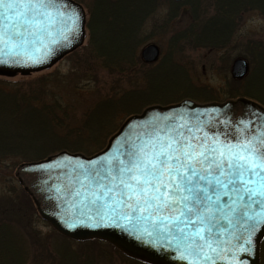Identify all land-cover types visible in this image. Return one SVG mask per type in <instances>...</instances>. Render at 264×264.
Here are the masks:
<instances>
[{"label": "snow or ice", "instance_id": "obj_1", "mask_svg": "<svg viewBox=\"0 0 264 264\" xmlns=\"http://www.w3.org/2000/svg\"><path fill=\"white\" fill-rule=\"evenodd\" d=\"M79 20L68 0H0V63L45 62ZM136 129L115 151L57 165L69 169L63 195L78 211L67 227L132 226L186 264H238L264 224V118L181 110Z\"/></svg>", "mask_w": 264, "mask_h": 264}, {"label": "trees", "instance_id": "obj_2", "mask_svg": "<svg viewBox=\"0 0 264 264\" xmlns=\"http://www.w3.org/2000/svg\"><path fill=\"white\" fill-rule=\"evenodd\" d=\"M77 1L87 4L86 0ZM159 1L90 0L87 20L89 37L85 49L88 53H84V67H81L86 78L90 76L95 83L109 88H117L119 84L136 86L138 80L144 86L135 93L125 94L114 103L99 101L83 114L84 118L79 120L77 127L66 123L71 120L67 107H64L56 92L45 86L50 82L49 73L16 81L0 78V195L4 199L0 201V211L7 217L0 219V264H27L29 261L31 250L28 236L31 234L26 232L28 226L24 228L27 220L23 217L24 206L31 208L32 214L42 220L29 195L23 188L24 194H19L21 191L12 182L11 176L3 175L4 169L6 174L11 175V167L43 159L60 150L88 155L102 150L105 137L114 131L108 125L119 114L114 111L117 105L125 106V110L134 115L145 106L170 104L181 97L205 102L219 101L215 91L196 89L189 84L186 70L171 66L172 63L169 66L168 57L155 66L145 63L137 55V48L147 38L144 35L147 22L151 21L150 17L161 6H158ZM165 3L168 13L160 27L167 28L174 17L181 16L182 5H188L191 13L189 17H192L186 28L171 35V56L178 53L172 52L175 45L192 42L189 39L195 30H201L196 46L217 50L228 45L244 13L255 11L264 18V0H185L181 3L166 0ZM247 48L251 50L250 61L254 66L252 81L234 80L222 93L227 99L251 98L264 104L256 92H251L256 83L264 92V39H250ZM165 65L171 69L163 72ZM37 238L38 242L42 241L39 236ZM51 238L54 242L58 238L69 240L55 230ZM108 247L100 251L104 262L108 264H145L111 245ZM95 248L89 252L95 251ZM89 252H86L87 255ZM56 253L61 264L69 263L71 252ZM78 258L80 264H93L94 261L83 260L80 255ZM261 263L264 264V240L261 245Z\"/></svg>", "mask_w": 264, "mask_h": 264}, {"label": "rangeland", "instance_id": "obj_3", "mask_svg": "<svg viewBox=\"0 0 264 264\" xmlns=\"http://www.w3.org/2000/svg\"><path fill=\"white\" fill-rule=\"evenodd\" d=\"M77 2L80 3L79 1ZM86 2L87 4H83V3L80 4L83 6L86 12V25H87L88 8H89L90 0H86ZM165 2L166 0L159 1L158 6L160 5L161 6L158 7L156 13L150 17L151 21L147 22L144 33V35L147 38L137 48V55L141 58L140 56L141 49L149 43H154L158 45L161 52H160L159 60L155 63H152V65L157 66L162 61H164L166 57H168L167 59L168 60L170 59L168 64L169 66L172 63L173 65L171 66H176V67L180 66L186 70L187 72L186 75L188 79L187 82L189 84L193 85L196 89H206V91L216 92L217 99L219 101H210V102L221 103L227 100H235V99L225 98V95L223 93L226 89H228V85H231L234 80L241 82H245L246 80H248L249 82L252 81L254 66L252 67L253 64L250 61V59H252V55H251V50L249 51V49L247 48V43L250 39H262V38L264 39L263 16H261L258 12L255 11L244 13L240 21L237 23L233 37L230 39L228 45L224 48L217 50L209 47L196 46V44L199 42L198 38L200 37L201 30L199 29L195 30L193 36L189 39L193 42V38L195 39L196 37L194 44H192V42H189L191 44L187 42H183L180 43L179 45L178 44L175 45V48L172 50V52L175 53V51H178V53L171 56L169 55L171 51V46L169 45V40L171 35L186 28L188 24H190L189 21H192V17H189L191 13L188 9V5H182L180 9L181 16L174 17L168 24L167 28L160 27V25L164 24V20L166 19V15L168 13V6ZM208 14L211 15L212 12H209ZM203 19L204 18H202V20ZM204 21L207 22L205 19ZM86 31L87 34L84 44L75 51H73L72 53L65 56L50 69L30 76L17 75L13 78H6V77H0V78L16 81L22 78L29 79L33 76L49 73L50 82L45 86H49V88H51L54 92L58 94L64 107H67L68 114L71 115L70 116L71 120L69 121L67 120L66 123H69L70 126H75V127H77V125L79 124L78 123L79 120L81 121V119L84 118L83 114L85 112H88L90 109H92L99 101L104 100L103 101L104 103H108V102L114 103L118 101L121 97L125 96V94L135 93L137 89H142L144 85L141 80H138L135 83L136 86L119 84L117 88L116 86L109 88L107 85L102 87L101 84L95 83L92 78H89L90 76L88 77V79L86 78L87 75L83 73L84 70L83 68H81L84 67L83 55L84 53H88L85 50L88 44V37H89L88 29H86ZM239 57L244 58L249 62V71L244 78L234 79L231 74V68L234 60ZM170 69L171 68L165 65L162 71L165 72ZM139 75L141 74H138V76ZM251 92H256L255 94H257L258 97H260L264 101V92L259 88L258 83H256V87H254L251 90ZM185 99H190L196 103H209L201 100L198 101V99L195 98L181 97L180 100L177 99L176 101L170 104H165V105L157 104V105L166 107L171 104L179 103L180 101H183ZM251 100L255 101L256 103L264 107L263 103H260L259 101H256L254 99ZM146 107L149 106H145L143 109H141V111L144 110ZM125 109H126L125 106L117 105L116 110H114L116 113L119 114L118 116H116L115 120L110 125H108V128L112 127L114 131L110 136L105 137V141H104L105 144L103 145L104 146L103 149L109 142L110 138L120 129L122 124L128 118L131 117V113H128ZM105 125L106 124H104V130L106 129ZM101 134L102 133H100V136ZM62 151H67V150H60L58 152L51 153L50 155ZM77 153H83V152H77ZM88 156H90V154ZM21 164L15 165L14 168L11 167L9 169L11 175L6 174L5 169L2 172L3 175H5V177L11 176L12 182L18 187L19 191H21V193L19 194H24V192H22L23 186L19 183V180L16 177V171ZM23 190L25 191L24 188ZM29 197L31 198L30 195ZM3 200H4L3 196L0 195V201ZM31 200L35 206V203L32 198ZM24 209L25 210L22 211L23 217L25 220L27 219L25 221L26 224L24 223L25 226L24 228L28 226L29 229L26 232L28 234H31L30 236H28L31 253L27 264H61L59 257H57L56 255L57 254L56 251L57 252L59 251V253L61 254L71 252L70 256L68 257L69 260L68 264H80V260L78 258L79 255L83 260L85 259H89L91 261L94 260L93 264H108L107 262H104V257L102 256V254H100V251L103 248L108 249L109 248L108 245H110L109 243L99 240H98L99 242L97 243L96 242L94 243L91 240L85 242H77L73 240H63L61 238L56 239L54 242V240L51 238L54 235V229L52 228V226L44 220L40 221V219H37V217L34 216V214H32L31 208L29 209L27 205L24 206ZM35 209L37 211L36 206ZM6 218H7L6 215L0 211V219H6ZM37 236H39L42 241L38 242ZM93 248H95L94 249L95 251L89 252ZM72 252L75 253L77 256H74ZM86 252H89V254L87 255Z\"/></svg>", "mask_w": 264, "mask_h": 264}, {"label": "water", "instance_id": "obj_4", "mask_svg": "<svg viewBox=\"0 0 264 264\" xmlns=\"http://www.w3.org/2000/svg\"><path fill=\"white\" fill-rule=\"evenodd\" d=\"M182 2L184 0H172ZM68 6L75 10L80 20L78 29L73 36L70 45L61 42L60 45L52 47V53L45 58V62L38 64H9L0 63V76L13 78L17 75L29 76L50 69L68 54L81 47L86 40V12L83 6L75 0H68ZM140 56L146 63H154L160 56V49L154 43L147 44L141 49ZM249 71V63L244 58L234 60L231 74L234 79L244 78ZM181 110H216L229 119L238 120L255 113L264 118V107L248 98L228 100L221 103H196L185 99L177 104L166 107L149 106L140 114L128 118L120 129L110 138L105 148L93 155L83 153H70L62 151L48 156L42 160L22 163L17 171L16 177L25 191L32 197L40 217L47 221L57 232L63 236L77 240L86 241L98 239L105 241L126 255L139 259L149 264H186L176 258L175 252L166 247L167 241L150 244L145 239L138 238L136 228L127 226L118 228L114 225L90 226V221L84 224H76L75 227H67V223L78 217V211L72 207V201L63 195L64 187L67 184V167L58 168L57 165L75 164L91 160L102 153L115 151L120 143V138L127 135L130 130H137L136 126L150 121L157 115H165ZM69 159H65V158ZM41 165L48 167L42 169ZM60 189L58 192L57 189ZM252 243L247 245L248 251L238 254V264H261V243L264 240V224L257 226V230L251 236Z\"/></svg>", "mask_w": 264, "mask_h": 264}]
</instances>
